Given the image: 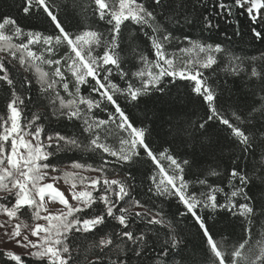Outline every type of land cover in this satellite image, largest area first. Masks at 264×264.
<instances>
[{
  "label": "snow or ice",
  "instance_id": "1",
  "mask_svg": "<svg viewBox=\"0 0 264 264\" xmlns=\"http://www.w3.org/2000/svg\"><path fill=\"white\" fill-rule=\"evenodd\" d=\"M93 2L92 15L104 30L67 29L58 0H23L24 15L43 17L51 32L0 18V84L9 93L0 115V214L19 221L10 233L6 223L0 228L29 257L6 250L0 253L5 264H82V257L86 264H264V234H253L257 223L264 226V103L229 115L227 81L217 82L220 72L242 78L246 63L226 46L243 35L234 16H246L253 38L264 40V0H213L211 10L208 0ZM197 28L224 40L186 31ZM139 38L148 52L135 44ZM126 48L131 59L122 55ZM249 67V80H259L264 92V64ZM23 73L32 74L47 99L43 112L31 111L33 79ZM177 81L187 82L205 115L165 132L183 152L155 149L154 129L125 108L147 105L153 96L163 101ZM52 122L76 130L46 127ZM214 124L224 126L237 150L227 161L209 132ZM60 154L68 163L57 167L52 161ZM208 157L213 161L204 167ZM145 165L146 186L136 176ZM61 179L70 185L67 195L57 186ZM164 202H175L177 211L166 212ZM55 203L62 207L52 212L48 205ZM25 210L33 225L23 221ZM217 217L240 221L245 238L229 244L215 231ZM188 219L201 237L202 262L188 251L182 226Z\"/></svg>",
  "mask_w": 264,
  "mask_h": 264
},
{
  "label": "trees",
  "instance_id": "2",
  "mask_svg": "<svg viewBox=\"0 0 264 264\" xmlns=\"http://www.w3.org/2000/svg\"><path fill=\"white\" fill-rule=\"evenodd\" d=\"M58 3L61 5L60 18L64 22L67 29L73 32H78L91 26L97 28L98 30H104L103 23L96 22L98 18L92 15L91 9L95 7L93 0H58ZM208 3L209 10H211L213 0H208ZM22 7L23 0H0V18L4 16H11L15 18L17 23L26 31L29 29L46 30L47 32L52 31L50 25L43 17L39 19L36 17H27L24 15ZM237 19L240 21V27L243 33L242 38L234 37L233 40L230 43H227L226 46L235 55L244 58L246 63L242 66V78L232 76L225 77L224 73L220 72L217 82L220 83L225 80L227 81L225 87L228 91L224 93V100L226 105L230 106L228 107V114L230 115L231 112L238 110V114L243 113L246 115L254 107L260 108L262 103H264V92L259 90L260 81L256 78L249 80L247 75V73L250 72L249 63L251 64V67H257V70H259V65L264 64V58H262L264 57V40H257L253 38L250 31L251 24L246 16H234L232 18L233 25L236 23ZM259 28L260 30H264V25L259 26ZM186 31L189 32L193 38L211 36L215 38V41L224 40L223 35L215 31L210 33L204 32L203 34H201L199 28L195 30L186 29ZM228 31L231 33L232 29L228 28ZM135 44L142 48L145 52H148V46L143 43L142 38L137 39ZM174 50V47L169 48V52ZM62 54L63 52L58 53V55ZM122 55L126 59H131V49L126 48ZM151 58L152 57L150 56V59ZM253 58H255V60H253ZM8 67L14 72L20 71L17 67H14L11 64H9ZM23 75H27L33 79V86L30 89L33 101L32 105H30L31 111L43 112L45 110L44 106L48 103L47 99L44 94L39 91V86L35 83V79L32 77V74L23 73ZM5 87V85L0 84V115L4 113L6 100L9 96V93L4 91ZM189 93L190 87L187 85V82L177 81L175 85L170 86V94L165 96L163 101L158 100L155 96H153L150 98L147 105L143 103L135 107L127 105L125 110L130 115V118L137 121L138 124L140 121H143L145 125L154 129L150 137L153 148L159 150H163V148H173L178 152H183L184 147L179 145L178 141L175 143L173 142L174 134L165 135V132H168L174 125L188 128L189 121L192 125H195L198 121L204 118L205 109L201 106L198 98L190 95ZM61 95L66 96L62 90ZM120 102L122 105L124 104L123 98H121ZM37 105H39V107H37ZM46 127L59 130L63 133H72L76 130L67 122H52L50 125L46 123ZM223 128L224 126L222 125L214 124V126L209 129V132L214 135V138L219 139L222 149L218 152V155L227 161L232 153L237 150L230 146L226 132L222 131ZM109 143L115 147H119L118 140L115 138L110 139ZM75 155L77 158H80L79 153ZM83 159H88L87 155H85ZM212 161L213 158L208 157V162H206L203 166L210 167ZM52 162L55 163L57 167H62L68 163V159L64 154H60ZM147 167V165L140 167L139 171L136 173L138 183L143 182L144 186L147 184L145 175V169ZM141 190H143V188H141ZM157 203H159V201H157ZM162 206L164 210L170 214L177 211V205L175 202L171 203V207H169L168 202H164ZM22 219L24 222L31 221V213L25 210V214ZM210 223H212V221H210ZM182 226L185 228V236L189 241V253L192 254L195 261L202 262V252L200 249L203 245L196 227L193 226L190 219L186 220ZM215 231L220 233V235L226 236L229 244L241 241L245 238V233L242 229L240 221L235 219L217 217ZM258 233L264 234V226H262L261 223H257L254 227L253 234L256 235ZM219 238L220 236H217V239ZM259 238H264V235H261ZM91 242V240L84 241V248L87 249ZM193 249H195V251H193ZM4 251L6 250L0 247V253ZM84 255L89 258H94L95 253L93 251H86ZM24 259H29L26 253ZM5 261L6 257L0 255V264H5ZM82 264H86L83 257Z\"/></svg>",
  "mask_w": 264,
  "mask_h": 264
},
{
  "label": "rangeland",
  "instance_id": "3",
  "mask_svg": "<svg viewBox=\"0 0 264 264\" xmlns=\"http://www.w3.org/2000/svg\"><path fill=\"white\" fill-rule=\"evenodd\" d=\"M54 175H59V173H56ZM85 175H95V174L94 173H85ZM57 186L61 190L65 191L66 195L68 194V190H69L70 185L65 184L63 179H61L58 182ZM69 199H70V197H69ZM70 202H71V200H70ZM48 207H49L50 211L55 212V211L59 210L62 206H60L58 203H55V204H49ZM18 222L19 221H17V220H12V221L9 222L7 220L6 216H4L3 214H0V223H6L8 225L7 230L9 231V233L12 230L11 226L15 225ZM25 223L28 224V225H33L34 222L31 220V221L25 222ZM39 223H45V222L41 220V221H39ZM22 231L24 232V234H28L26 229L22 228ZM4 232H5V229L4 228H0V247H2L4 250H13V251H15L18 254L27 252L26 249H23V248H21L19 246H16L14 242L9 241L8 238L5 237ZM30 239H35V237H31L30 236Z\"/></svg>",
  "mask_w": 264,
  "mask_h": 264
}]
</instances>
